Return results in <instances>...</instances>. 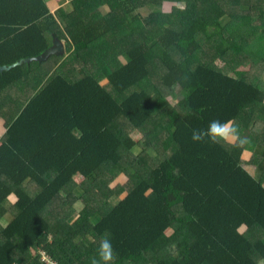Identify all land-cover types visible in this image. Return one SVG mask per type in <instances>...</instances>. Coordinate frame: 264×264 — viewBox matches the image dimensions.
<instances>
[{
	"label": "trees",
	"instance_id": "1",
	"mask_svg": "<svg viewBox=\"0 0 264 264\" xmlns=\"http://www.w3.org/2000/svg\"><path fill=\"white\" fill-rule=\"evenodd\" d=\"M80 1L67 56L0 73L1 92L22 67L59 65L4 121L0 209L14 195L17 213L0 264H45L41 251L91 264L104 236L115 264H264V0H105L107 14ZM16 10L27 18L12 13L15 56L0 66L52 46L44 1ZM98 43H112L103 58ZM213 120L238 129L235 143L192 141ZM79 200V215L64 209Z\"/></svg>",
	"mask_w": 264,
	"mask_h": 264
},
{
	"label": "crops",
	"instance_id": "2",
	"mask_svg": "<svg viewBox=\"0 0 264 264\" xmlns=\"http://www.w3.org/2000/svg\"><path fill=\"white\" fill-rule=\"evenodd\" d=\"M0 0V63H6L9 61L12 57L15 56L14 51L11 50V47L7 46L2 39V35H4L7 31L11 29H15L17 27V22L14 20V15L17 17L19 21H24L27 16L23 14L22 12L18 13L17 12V6L19 5L22 7V3H25L26 0ZM44 1L46 7L49 9V18L42 20L43 28L46 30L45 37L50 39L52 42L55 40L60 41L64 47V54L63 55H57L55 57H65L67 56V45L65 40V37L69 35L70 29L68 28V22H71L73 24H78V21H76V17L73 15V11L76 8H79L82 6V2L79 0H42ZM99 2V10L103 14L106 13V6L105 5V0H97ZM17 4V5H16ZM40 4L37 5V9H41L39 6ZM64 10L63 14H59L60 10ZM8 10V12H7ZM13 13V14H12ZM12 34V32L8 33ZM59 37L62 40H59ZM24 42V40H23ZM51 46V47H52ZM48 61V60H47ZM45 61V62H47ZM124 61V60H123ZM44 62V63H45ZM125 62V61H124ZM31 63H23L21 65L29 66ZM49 64V63H48ZM19 65V66H21ZM47 66V67H46ZM50 66L52 68H50ZM49 65H44L43 66H33L28 68H21L20 72L17 73V80L15 84H13L11 87L6 88L5 90H2L0 92V141L4 139L6 129L4 127V121L8 116L16 110L19 106L24 105L25 103L28 102V100L31 98L30 94L34 91H36L43 82H46L48 78H50L54 72H56L59 69L58 64H53L51 63ZM6 67L8 70H3V68ZM16 67V66H15ZM15 67H7L5 65L0 66V73L5 72V71H10L14 69ZM46 67V68H45ZM46 70H49V73H46ZM78 70V69H76ZM29 73V74H27ZM11 78V76L8 75V79ZM3 83V79L0 76V87ZM2 108V109H1ZM232 144L234 142H231ZM249 156H245V160H249ZM1 165H5V162H2V159L0 158V167ZM7 166L16 167V163H13L9 160L6 162ZM18 165V164H17ZM75 182L78 184L76 189L74 190V193L77 195V197H82L83 194V189L80 186V184L83 182L84 178L80 175H77L74 177ZM121 181V184H125V179H120L119 182ZM24 186L28 187L29 184L32 182L29 180L24 181ZM30 192L35 194L38 192L37 187L31 186L29 188ZM114 198V197H113ZM118 201V197H115ZM112 199V198H111ZM14 202H15V197L14 195L8 196V199H6L3 204H1L2 209H0V228H4L6 225L10 224L13 220V217H15V213L17 211L14 208ZM80 200L77 201V203H74L73 205L66 204L64 205L65 210H69L72 206H74L76 214L74 215H79L82 206L80 205ZM69 206V208H68ZM73 208V207H72ZM52 237L50 236L48 238L49 241H51Z\"/></svg>",
	"mask_w": 264,
	"mask_h": 264
},
{
	"label": "clouds",
	"instance_id": "3",
	"mask_svg": "<svg viewBox=\"0 0 264 264\" xmlns=\"http://www.w3.org/2000/svg\"><path fill=\"white\" fill-rule=\"evenodd\" d=\"M238 135V129L231 122L213 120L206 129H194L191 139L200 143H221L229 136ZM98 259L93 258L91 264H115L116 253L109 236H104L98 244Z\"/></svg>",
	"mask_w": 264,
	"mask_h": 264
},
{
	"label": "rangeland",
	"instance_id": "4",
	"mask_svg": "<svg viewBox=\"0 0 264 264\" xmlns=\"http://www.w3.org/2000/svg\"><path fill=\"white\" fill-rule=\"evenodd\" d=\"M107 12H109V6H106V13H107ZM137 13H139V12H137ZM137 13H135L134 16H135ZM140 13H141L144 17L147 16L145 10L140 11ZM107 46H108V47H107ZM110 46H112V43H110L109 45H108V44H106V45H100V44L98 43V45H96V46L94 47V50H93V51H94V53H96L97 55L101 56V58H103L105 52H109V50H110ZM114 48H115V46H114ZM119 60L122 61L123 64L125 63V62L123 61L122 58H119ZM221 66H222V65H221V63H220L219 67H221ZM77 69H78V70H77V73L81 71L79 67H78ZM80 74L84 76V74H82V72H80ZM83 76H82V77H83ZM79 77H80V79H82V77H81L80 75H79ZM253 83H255V81H254ZM104 84H105V86H107L106 82H105ZM132 136H133V138H134L135 140L142 141V139H141L142 134H140L139 131H137V130L133 131ZM226 141L229 142V143H231V142H234V143H235L236 138H234V137H232V136H229V137L226 139ZM231 144H232V143H231ZM143 151H146V150L143 149ZM147 155L155 156L156 153H155V151H153V150H151V149H148V151H147ZM250 155H251V154H250ZM247 156H248V155H247ZM250 159H251V158H249V160H250ZM120 182H121V181H120ZM118 199L120 200V198H118ZM64 202H65V201H64ZM118 202H119V201H118L115 197L112 198V199H110V201H109V203H110L111 205H115V204L118 203ZM74 206H75V204H74ZM68 208H69V206H68ZM50 240H51V239H50ZM41 252H42V251H41ZM41 256H42V255H41Z\"/></svg>",
	"mask_w": 264,
	"mask_h": 264
},
{
	"label": "water",
	"instance_id": "5",
	"mask_svg": "<svg viewBox=\"0 0 264 264\" xmlns=\"http://www.w3.org/2000/svg\"><path fill=\"white\" fill-rule=\"evenodd\" d=\"M64 54V47L60 41L55 40L53 42V46L46 50L41 56L36 57V58H30V59H25L21 60L18 63L14 64L11 67L19 66L23 63H31V62H45L47 61L51 56H57V55H63ZM3 70H8V68L4 67Z\"/></svg>",
	"mask_w": 264,
	"mask_h": 264
},
{
	"label": "built area",
	"instance_id": "6",
	"mask_svg": "<svg viewBox=\"0 0 264 264\" xmlns=\"http://www.w3.org/2000/svg\"><path fill=\"white\" fill-rule=\"evenodd\" d=\"M42 258L41 260L45 263V264H57L56 262H54L53 260L50 259V257L45 253V251L41 252Z\"/></svg>",
	"mask_w": 264,
	"mask_h": 264
}]
</instances>
